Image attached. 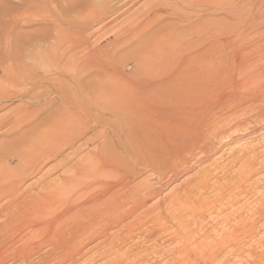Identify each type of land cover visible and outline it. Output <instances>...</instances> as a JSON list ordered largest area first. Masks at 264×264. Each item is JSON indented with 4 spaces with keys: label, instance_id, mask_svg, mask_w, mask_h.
<instances>
[{
    "label": "bare ground",
    "instance_id": "1",
    "mask_svg": "<svg viewBox=\"0 0 264 264\" xmlns=\"http://www.w3.org/2000/svg\"><path fill=\"white\" fill-rule=\"evenodd\" d=\"M179 1L207 9V17L200 20L205 24L214 17L222 26L230 17L243 20V29L236 32L229 33L224 28L219 29L218 34L199 37L204 38L201 48L189 51L192 53L187 59L199 61L201 69L189 61V65L183 67L181 55L156 52L149 48V44L132 48L131 55L128 53L135 66L132 76L124 74L111 54L100 57L98 49L77 57L78 52L84 51L87 36L83 35L84 30H78V35L73 37L68 29L70 21L64 22L62 16L55 33L51 37L40 38L39 45L43 51L39 50L42 53L39 60L35 57L32 64L26 61L19 64L21 56H18V51L12 53L13 58L19 53L17 71L8 65L9 62H0V81L24 89L19 92L16 88L18 93H14L12 88L0 90V100L15 96L24 99L20 110L0 121L9 132L16 133L4 147L0 145L1 251L13 247L23 235L34 234L38 229L47 230L55 222L64 223L62 233L92 240L98 235L108 234V229L117 226L123 217L131 218L133 214L136 215L126 227L148 223L146 220L156 224L163 221L164 225L150 235L177 234L180 227L176 224L182 219L181 213L194 212L196 206L191 204L199 198V190L206 187L208 169H201L202 172L188 177L182 185L156 202L147 205L148 202L171 178L189 170L190 165L179 169L187 155L195 150L206 152L204 149L208 147L211 129L228 120L230 114L238 112L243 115L250 110L252 130L264 121V105H261L264 101V0ZM76 25L85 29L87 24ZM127 33H124L125 39L132 34L125 37ZM195 42L196 39L189 44ZM230 45L233 46L229 48ZM30 49L33 50L32 47ZM119 55L117 58L121 59ZM5 58L11 59L8 54ZM37 87L43 89L37 92ZM96 127L101 129L93 137L72 147L51 172L41 174L35 182L21 189L26 178L38 172L47 160L63 148L73 146L88 129ZM246 160L237 167L241 181ZM137 168L154 174L158 186H153L147 178L139 179L142 171H137ZM54 173V182H45ZM42 182L39 188L35 185ZM75 204L77 209L72 210ZM233 213L225 216L222 222L225 229L231 227V220L235 221V226L219 238L235 246L243 233V216ZM183 214L186 215L185 212ZM69 220L74 221L70 226L65 224ZM118 231L109 233L116 237ZM207 237L208 234L202 237L204 239L182 242V248L177 249L183 258L181 264H211L221 255L223 248H219V240L207 242ZM57 242L61 244L64 240ZM83 245H78L76 240L68 244L75 247V251ZM110 254L107 252L105 256ZM239 255L242 257L241 253ZM109 261L113 264L134 263L135 259L131 250L126 249L118 259Z\"/></svg>",
    "mask_w": 264,
    "mask_h": 264
},
{
    "label": "rangeland",
    "instance_id": "2",
    "mask_svg": "<svg viewBox=\"0 0 264 264\" xmlns=\"http://www.w3.org/2000/svg\"><path fill=\"white\" fill-rule=\"evenodd\" d=\"M189 5V2H178V0H0V59L2 58L0 62L4 61L6 64L9 62L10 64L8 65L11 66L13 70L16 69L17 71L18 66L16 67V64L24 63V61L32 64L34 59L38 58L37 60H39L42 54L41 51H43L41 44L39 45L40 38L47 35L51 37L55 33V29L60 23L59 19L62 16V18H65L62 19L64 22L70 21L71 25L68 29L71 31L73 37L78 35V30L82 32L84 30L83 35L87 36V44L83 48L85 52L83 50V52H78V55H76L77 57L86 55V52L98 49V55L100 57L105 54H111L112 60L119 63L124 74L128 76L134 75L135 68L133 59L129 57L128 53L131 55V51L140 46H145L146 44H149V48L156 52H174L177 55H181L180 58L184 63L183 67L188 66L191 62L194 63V66L199 67L201 66L199 61L196 60L195 62L187 58L190 53L201 48L205 36L209 34H218V31H220L219 29L224 28L229 33L233 31L236 32L239 28L243 29V20L235 16L230 17L228 21L224 22L227 26L224 23L222 24L225 26H222L220 24L221 22L215 20L214 17V20L209 24H205L201 21L207 17L208 10ZM190 15L193 16L190 17ZM75 20H78V22H75ZM76 24L87 25L84 29L81 27L79 28ZM214 26H217V28ZM124 33H127L125 37L129 33L132 34H129V38L125 39L123 37ZM205 33L206 35H202ZM121 36L122 40L120 39ZM201 36L204 38L202 37L203 39H200ZM195 39V44H189V41L191 42V40ZM197 39H199V42ZM28 40L29 42H27ZM119 40H121L123 44L120 43ZM127 40L128 42L126 43ZM13 44L14 46L12 47ZM120 44L121 46H119ZM232 46L233 45H230L229 48ZM30 47H32L33 50H31ZM8 48L11 50H8ZM101 50H103L104 53ZM18 51L20 54H15L13 58L14 54L12 53ZM178 51L181 52L178 53ZM7 54L10 55L12 59H10L11 62L9 59L7 60L5 58ZM119 54H121V56ZM17 55L21 57L19 58ZM118 55L121 59L117 58ZM18 58L21 60L18 61ZM187 61H189V64ZM199 68L201 69V67ZM0 82L3 85H0V90H11L12 88L14 93H18V90L19 92L24 90L21 87H13L10 84H4L3 81ZM42 89L43 87H37L35 90L38 92ZM21 100L19 96L0 100V121L20 110L24 102V99ZM261 105H264V101L261 102ZM250 112V110H247L245 113L243 112V115L238 112L230 114L228 120L222 121L221 124L215 126V129H211L208 135V147L204 149L206 152L195 150L193 154L187 155L188 157L186 156L183 162L184 165L181 164L179 169L182 167L189 168L190 165L189 170L178 177L171 178V182L165 183L164 187H161L160 192L148 202L147 205L156 202L161 199L162 196L164 197L171 192L172 189H176L177 186L182 185L188 177L193 174L195 175V173L202 172L200 171L201 169H208L206 187L199 190V198L194 200L191 204L192 206H196L194 207V212L184 211L186 215L183 214L184 212L181 213L182 219L179 220L181 223H175L177 227H180L179 233L177 232V234H174L176 232H171L170 234L166 232L167 234L150 235V232L159 228L160 225L164 223L163 221L156 224V222L154 223L150 222V220H146L148 223L142 222L139 223L140 225L134 223L135 225H128V227H126L127 223L132 220L136 214H133L134 216L131 218L123 217L117 226L108 229V234L98 235L92 240L83 237L78 238V236H70L68 232L62 233L64 230V223L60 224V222H55L53 226L52 224L49 225L47 230L44 229L46 233L44 230L38 229L37 232L34 231V234L27 233L23 235L21 240H18L13 247L8 248L9 250L1 251L0 249L2 252H0V264H107L108 262L109 264H113L114 262L109 260L118 259L126 252V249L127 251L131 250V253L134 254L135 262L119 264H171L172 261H175V263L172 262V264H178L177 262L181 264L183 258L181 257V252L177 251V249L182 248V242L185 240L190 242L195 239H204L202 237L206 234H208L209 237L205 238V241L214 242L219 240V248H223L221 255L211 264H264V121L259 127H255L254 130H252L253 120ZM201 119L202 117H200V120ZM239 121L240 123H238ZM0 125V145L4 147L8 140L16 136V133L9 132L6 125L3 124L2 126L1 123ZM99 129L101 128L96 127L88 129L75 140L73 146H67L60 150L55 157L47 160L38 172L26 178L21 189L35 182L41 174L51 172V170L59 164L60 160L71 152L72 147L80 144L87 138L93 137ZM2 146H0V149ZM245 160L248 162L245 164L243 163V181H241L237 167H240L242 161L244 162ZM136 170L142 171L141 175L138 177L139 179L147 178L149 183L153 186H158L155 175L150 171L141 170L140 168ZM48 178L45 182L48 181L53 183L56 179V174H51ZM41 184H43V182L35 185L39 188ZM219 186L220 189H223L217 190ZM76 207L75 204L72 210L77 209ZM232 211H234V213ZM232 213L235 216H243V233L240 236L242 239L238 237L240 241L238 240L239 242L235 246L221 239L223 235L229 233L232 227L235 226V221L231 220V227L225 229L224 222H222L225 216ZM73 222L74 221L69 220V222L65 224L70 226ZM185 222H189L188 225H182ZM122 224H125L124 227L126 228L122 227ZM50 227L51 229H49ZM141 227H145L144 230ZM20 230L23 231L24 229L21 228ZM114 231H118L119 235L113 237L114 235L109 233ZM46 234H48L49 237ZM78 239H80V241ZM58 240H64V243L59 244L57 242ZM73 240H76L78 245L84 244L79 251H75L73 249L75 247L68 246L69 242H73ZM175 242L177 244H175ZM220 242H223V246ZM27 245L30 248H28ZM75 246H77V244H75ZM23 249L25 251H23ZM107 252H111L108 257L105 256ZM238 253H241L242 257ZM92 255L93 257H91Z\"/></svg>",
    "mask_w": 264,
    "mask_h": 264
}]
</instances>
